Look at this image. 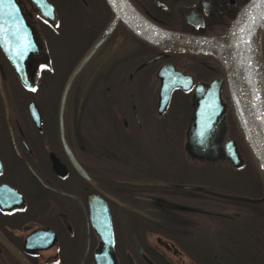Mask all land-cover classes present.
Here are the masks:
<instances>
[{
  "label": "flooded vegetation",
  "instance_id": "1",
  "mask_svg": "<svg viewBox=\"0 0 264 264\" xmlns=\"http://www.w3.org/2000/svg\"><path fill=\"white\" fill-rule=\"evenodd\" d=\"M15 1L35 48L20 74L0 49V264H248L235 226L264 222V173L224 73L212 54L147 40L128 21L217 37L248 0ZM262 45L259 33L264 72ZM171 72L191 83L165 101ZM101 201L110 250L91 221Z\"/></svg>",
  "mask_w": 264,
  "mask_h": 264
},
{
  "label": "water",
  "instance_id": "2",
  "mask_svg": "<svg viewBox=\"0 0 264 264\" xmlns=\"http://www.w3.org/2000/svg\"><path fill=\"white\" fill-rule=\"evenodd\" d=\"M35 1L38 5L46 6L45 0ZM108 2L115 8L112 2L115 3L116 1L108 0ZM128 21L132 28L147 40L172 47L208 52L217 59L222 67L224 79L230 90L245 135L264 173V72L258 46L259 31L264 25V0H248L236 13L226 31L217 37L164 31L157 27L139 23L135 17H130ZM34 48L30 29L26 25L16 1L0 0V49L19 74L23 68L25 56ZM84 60L85 58L79 64ZM77 68L78 66L69 75L61 100L64 98ZM170 75L171 78L162 80L166 86L159 90L160 95L162 93L164 95L162 100L165 101L172 87L182 85L187 87L191 83L189 75L173 72ZM222 82L223 77L214 78L209 82V88L214 93L216 105L219 102L218 90ZM197 87L195 91L199 89ZM218 111H221V105H219ZM203 128L204 124L200 123L198 133L202 132ZM167 186L171 188L186 187L175 184ZM97 204L99 206H93L91 209L92 226L101 237L102 246L110 250L112 237L109 212L105 203ZM8 247L18 259L23 261V256L14 247L11 245Z\"/></svg>",
  "mask_w": 264,
  "mask_h": 264
},
{
  "label": "trees",
  "instance_id": "3",
  "mask_svg": "<svg viewBox=\"0 0 264 264\" xmlns=\"http://www.w3.org/2000/svg\"><path fill=\"white\" fill-rule=\"evenodd\" d=\"M212 59L216 62L217 73L222 75L223 71L219 62L214 57ZM243 203L244 201L236 199L235 210L243 211ZM236 223L235 232L238 233V236H242L246 232L251 238V241L248 243L241 239H237V242H241L239 243L241 246H239V250H237V257L240 256L243 260H248V264H254L257 259L259 262L263 261L264 263V222L261 224H250V226L245 224L240 225L238 222ZM160 225H165L164 219L161 220ZM242 244H245V250L242 249ZM257 245H260L262 248L257 247ZM256 252L259 257L255 254Z\"/></svg>",
  "mask_w": 264,
  "mask_h": 264
},
{
  "label": "rangeland",
  "instance_id": "4",
  "mask_svg": "<svg viewBox=\"0 0 264 264\" xmlns=\"http://www.w3.org/2000/svg\"><path fill=\"white\" fill-rule=\"evenodd\" d=\"M260 33H261V40H262V43H263V45H262V47H263V53H262V55H263V58H264V25L262 26V28L260 29V31H259ZM185 159H187L186 157H184ZM187 161L189 162L190 160H188L187 159ZM190 163V162H189ZM199 164V163H198ZM182 172L184 173L183 175H184V177H185V173H186V171L185 170H182ZM211 173H208V172H206V171H203V172H201L200 173V176H199V178H201L202 180H205L206 179V177H210V178H212L214 181H216V185L214 186V187H212V188H214L213 190H215V191H218V192H222V193H229V194H231V192H235V191H233L234 189H232V188H230V189H228V188H221L223 185L222 184H228V183H230L231 181L229 180V178L228 177H225L223 174H217V173H214V175H210ZM213 174V173H212ZM210 175V176H209ZM207 183V182H206ZM205 184V183H204ZM248 193V192H247ZM220 202H222V201H220ZM219 202V203H220ZM258 204V203H257ZM261 204V203H260ZM218 208H219V210H222L223 209V203H220L219 205H218ZM174 217V219H172ZM171 219H170V221L171 220H174L173 222H172V224L173 225H171L173 228L174 227H179L180 228V226L182 225V223H181V216H179V215H177V216H173ZM249 218V217H248ZM244 219H246V217H244ZM247 220V219H246ZM249 220V219H248ZM167 224V223H166ZM236 234V238L237 239H241L242 241H244V242H246V243H248V242H250L251 241V238H250V235H248L246 232L242 235V236H238V233H235ZM175 237H179V235H174ZM236 249L237 250H239L238 249V247H236ZM258 257H259V255L257 254V252L255 253ZM234 264H237V262H234ZM254 264H264L263 263V261L262 262H259L258 261V259L255 261V263Z\"/></svg>",
  "mask_w": 264,
  "mask_h": 264
}]
</instances>
